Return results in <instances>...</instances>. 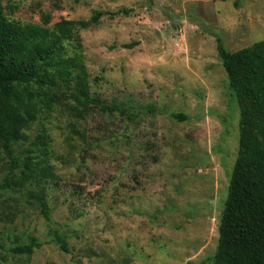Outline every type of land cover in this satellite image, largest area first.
I'll return each instance as SVG.
<instances>
[{"label":"rangeland","instance_id":"1","mask_svg":"<svg viewBox=\"0 0 264 264\" xmlns=\"http://www.w3.org/2000/svg\"><path fill=\"white\" fill-rule=\"evenodd\" d=\"M2 8L41 26L102 11L78 34L90 92L104 106L84 120L57 110L27 130L30 140L49 134L56 178L0 188V264H209L238 142L217 38L230 51L263 39L264 0H2ZM6 175L0 166V183ZM41 190L49 220L33 197ZM30 237L40 243L31 254L11 250Z\"/></svg>","mask_w":264,"mask_h":264},{"label":"trees","instance_id":"2","mask_svg":"<svg viewBox=\"0 0 264 264\" xmlns=\"http://www.w3.org/2000/svg\"><path fill=\"white\" fill-rule=\"evenodd\" d=\"M2 9L0 0V166L7 168L0 188H22L36 178H56L49 162L51 138L42 130L30 140L31 125L57 110L84 120L93 108L104 106L90 92L78 34L103 12L41 26L10 19ZM217 53L238 107V142L209 264H264V38L234 51L217 38ZM33 197L49 220L43 190ZM56 240L66 250L59 236ZM39 246L30 237L11 250L31 254Z\"/></svg>","mask_w":264,"mask_h":264}]
</instances>
